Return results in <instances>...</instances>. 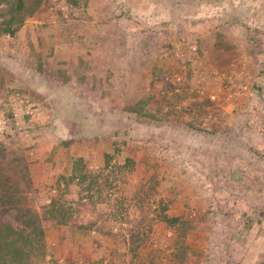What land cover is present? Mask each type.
<instances>
[{
    "label": "rangeland",
    "instance_id": "1",
    "mask_svg": "<svg viewBox=\"0 0 264 264\" xmlns=\"http://www.w3.org/2000/svg\"><path fill=\"white\" fill-rule=\"evenodd\" d=\"M206 2L41 0L13 35L0 34V143L21 150L33 205L47 204L60 183L65 202L85 198V209L75 207L85 211L78 223L95 220L98 229L44 224L43 264H264V0ZM121 17L141 28L130 32L131 49L116 55L133 67L126 95L111 104L103 90L94 97L51 92L56 77L50 80L41 57L48 27L98 30ZM187 17H217L215 27L241 34L245 48L228 63L237 69L226 70L216 52L207 56L198 44L189 49L204 29ZM65 32L63 44L110 45L106 35ZM87 55L88 62L95 57ZM214 59L220 67L202 68ZM101 73L110 81L108 70ZM79 159L82 174L100 177L98 190L87 191L88 179L69 183ZM161 209L178 217L174 228L141 223ZM148 223V239L137 240L142 247L130 245L129 230Z\"/></svg>",
    "mask_w": 264,
    "mask_h": 264
},
{
    "label": "trees",
    "instance_id": "2",
    "mask_svg": "<svg viewBox=\"0 0 264 264\" xmlns=\"http://www.w3.org/2000/svg\"><path fill=\"white\" fill-rule=\"evenodd\" d=\"M40 1L0 0V34L13 35L19 25L34 14ZM109 159L110 156L105 154L106 164ZM81 160L74 163L69 183L76 181L77 185H82L88 179L87 191L98 190L97 180L100 177L82 174ZM60 185L57 183V190H53L54 193H51L47 204L39 208L33 205L30 171L21 150L9 148L0 143V264H43L45 258L44 224L54 228L70 227L84 230L87 233L98 232L95 220L94 222L89 221L86 225L78 223L85 211H80L75 207L83 206L85 209L86 204L79 205L85 198H80L78 204L65 202L63 198L67 190L61 189ZM87 198H91V195ZM142 221L160 222L171 229L178 222V217L161 209V212L148 211L141 223ZM151 228L152 223H148L141 230L131 228L128 243L135 247H142L137 240L142 239L141 237L148 239Z\"/></svg>",
    "mask_w": 264,
    "mask_h": 264
},
{
    "label": "crops",
    "instance_id": "3",
    "mask_svg": "<svg viewBox=\"0 0 264 264\" xmlns=\"http://www.w3.org/2000/svg\"><path fill=\"white\" fill-rule=\"evenodd\" d=\"M149 1L152 4H154V6L161 5L166 1H169L170 5L172 6L185 5L187 3V2L183 3L182 0H149ZM187 4L198 7L199 5L200 6L207 5V2L206 0L205 1L195 0V1H189V3ZM90 5L92 7L96 4L89 3V6ZM85 10L87 11V8ZM102 17H107V16L102 15ZM248 19L252 20V17ZM142 20L146 22L145 18ZM185 20L186 21L192 20L193 24L191 25L193 29H199V27H202L204 29V32L199 37H197V39H195L194 36L190 35L189 39H195V40L193 46H188L189 49L196 48L198 44V46L200 47V51L206 54L207 56L208 54L216 52L217 57L215 59L218 60L219 58H221V60L219 61L221 62L222 67L223 66L225 67L227 65L225 68L226 70L229 68V71H234L235 69L238 68V65H234V63H232L229 67L228 63H229V59L231 58V55H234L236 51L245 48L241 44L240 39H242V37L240 36L241 34L239 32H236L234 30H227V29L225 31H221L222 29H220L219 27H215L214 24L215 21L219 20L217 17H204V18L187 17L185 18ZM80 22L82 21L76 20L75 23L79 24ZM259 22L261 23L262 21ZM75 27H77V25H74L73 23L68 25H60L56 27L54 26L48 27V30H46L43 35V39H41V43L46 45L42 47V51H41L42 54L41 57L43 59L44 67L48 69L47 73L48 76H51L50 80H52L53 75H55L56 77L54 83L50 82L49 80L50 85H52L53 88L51 92H54V94L61 95L64 97H67L68 93H70L71 95L92 94V96L94 97L103 90V92H106L107 101L111 102L112 104V102H115L116 98L118 99V96H120L121 91L123 92L124 95H126L127 93L126 91H128L127 88L128 86L131 85L128 84L131 73L130 70L133 69V67L129 65L130 64L129 62H125V63L119 62L117 60L116 55L117 54L121 55L123 53H126L125 52L126 49L127 50L131 49V46L130 48L128 46H126L128 48L125 47V45L128 42L127 41L128 38L129 40L131 39L130 32L133 29L134 32L135 30H138V33L140 35L141 28L139 26L132 28L130 17L129 18L121 17L115 21L112 27L108 26L104 29L102 26H100L102 28H98V30L92 29L89 31L86 29L81 30ZM61 29L64 32L68 31V36L69 34L70 36H72L73 34L77 36L78 34L79 36H83V37L90 36V37H94V39H98L99 37H104L106 35L109 38H111V40L108 39L107 41V43L110 42V45H107L108 46L107 48H105L104 46H93L87 48L86 45L82 44V42L80 43L76 42V44L72 46L69 44H63L62 41H60L61 37H63L61 32L64 34V32L61 31ZM193 29L192 31H195ZM115 41L116 43H118V45L120 46L122 45V47L111 44L112 42ZM48 42L50 43L48 44ZM99 42L103 43V39H101ZM73 43H75V41ZM178 48L179 47H177V49ZM146 50H147L146 48L142 49V53L145 54ZM93 53L95 54L94 55L95 57L91 62H88L87 54L90 55ZM104 54L108 55L109 60L106 62L99 61L98 55H104ZM226 54H228L229 57H227ZM74 56L79 57L80 60L78 59L79 61L78 60L76 61L74 59ZM215 59L210 62L203 61L201 64L202 68L205 69L206 71L207 70L209 71L210 69H213L215 67H220V62L215 61ZM193 66L198 67L197 64H194ZM121 68L124 69L120 71ZM102 70H108L110 72L107 74L110 81L106 80V82H104L103 78L101 77ZM95 71H97L96 74H94ZM102 85L106 89H103ZM139 86L141 87L142 85L140 84ZM44 101L47 102L46 99ZM108 116H112V115L108 114Z\"/></svg>",
    "mask_w": 264,
    "mask_h": 264
},
{
    "label": "built area",
    "instance_id": "4",
    "mask_svg": "<svg viewBox=\"0 0 264 264\" xmlns=\"http://www.w3.org/2000/svg\"><path fill=\"white\" fill-rule=\"evenodd\" d=\"M246 89V87H243V90H245ZM209 100H211V101H217V99H218V97H217V95H215V94H210L209 95Z\"/></svg>",
    "mask_w": 264,
    "mask_h": 264
}]
</instances>
